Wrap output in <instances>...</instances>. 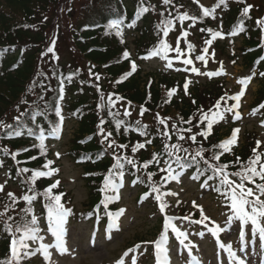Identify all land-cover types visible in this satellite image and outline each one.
Here are the masks:
<instances>
[{"label":"rangeland","instance_id":"rangeland-1","mask_svg":"<svg viewBox=\"0 0 264 264\" xmlns=\"http://www.w3.org/2000/svg\"><path fill=\"white\" fill-rule=\"evenodd\" d=\"M89 1L55 0L51 4L46 3L44 6L41 3L39 4L38 0H36L38 3L35 0L31 2V6L34 7L32 21L34 17L37 18V29L32 28L39 33L37 36L40 37V43L36 44L39 48L38 54L33 71L30 74V80L26 83V93L3 110V116L0 118V129L6 121L12 118L15 119L28 109L43 103L45 98L35 101L39 93L34 90L39 86L41 80H44L46 76H50L52 67L60 65L68 68L76 65L83 71L84 78H87L84 85L89 88L87 93L93 100L91 101L97 110L99 125L103 129L106 123H101L104 120L102 112L108 113L109 111L113 116L120 117L122 120H129L130 122L135 120L142 123L152 122L154 125H158L157 127L160 130L162 129L164 137L170 143L173 139H178L180 143L186 144L188 137L180 135V133L187 134L189 137L200 133L209 121L213 120L212 109L208 108L203 111L198 119L193 122L184 123L174 114H164L156 111L149 113L144 107L128 104L121 98L107 83L102 71L91 69L86 65L72 40L73 34L78 31L76 29L80 26L79 23L84 17L83 10L87 7L86 5L89 4ZM185 1L188 0H171L170 3L165 4L164 0H153L154 4L150 5H154V8L150 7L151 17H153L158 28L165 34L167 33L163 43H166L169 47L167 50H161L158 55L144 58L143 62H140L142 74H155L156 72L167 71L182 80L181 85L185 95L189 94L195 86L202 90L212 88L210 87L213 85L211 83L217 84L214 86L217 89L218 86L222 89V96L218 100V104H227V108H231L232 111H230L231 115H225V113L223 115L221 113L223 118L214 120L211 129H220L221 134L224 135L222 142L232 138L234 130L239 129V132L236 133V142L230 145V151L226 152L232 154L236 150H240L246 144L248 137H253L254 140L259 141L258 149L260 151L263 150L264 107H261V105H264V101L258 104L255 101L263 87V81L260 77L264 78V75H255L246 66L245 61L242 59L241 49L246 46L249 38L257 37L264 50V25L259 23V21H264V0H225L224 4H220L219 7L215 8V12L210 18L212 23L211 31L198 27L192 19H179L185 13H187L188 17H192L184 7ZM194 1L209 9L219 3V0ZM0 3L5 4L1 0ZM249 5L251 8L245 14L243 10ZM17 8L18 6H15V10ZM230 10L233 11L230 12ZM14 12V18L16 19L21 12ZM230 15L237 20L243 19L241 26L246 30L244 41L242 39L243 34L239 33L240 30H237L238 37L224 33V29H227V27L224 28L221 22L224 19H228ZM164 20H171L172 23L169 25L167 22L164 23ZM215 32H219L220 35L214 36L213 33ZM185 33L188 35L185 36ZM127 41L129 43L133 42V34L128 33ZM206 41H211V43ZM154 43L155 46H160L161 48L162 42L154 39ZM189 45H192V47L190 48ZM49 48H52L53 51L49 52ZM130 50L133 53L134 47H131ZM200 56H203L204 59L197 58ZM187 60H191L192 63H185ZM193 68L198 71H193ZM211 73L215 74L210 75ZM245 80H247V83H241V81ZM81 85L83 86V84ZM185 85H187V88H185ZM3 90L4 87L0 86V91ZM172 92L176 91L170 90L169 97H174ZM241 92H243V95L240 98L239 106L234 107L237 104L234 97ZM162 94L164 95V89H162ZM95 97L96 99L94 100ZM103 104H108V108H103ZM254 110L255 112L253 113L252 111ZM261 112L262 115H258ZM125 113H128V115ZM237 113L239 114V119L236 118ZM205 114H207V119ZM216 123L219 124L216 125ZM104 130L106 134L109 133L106 127ZM75 131L76 125L74 122L63 120L61 133L58 138L51 140L46 145L47 150L52 155L51 160L54 164V169L59 170L58 172H53L54 177H51V180L54 183L59 181L55 190L59 192L57 193L58 195H61V203L72 210L71 214L66 217L64 225L67 251L61 252L55 247V237L48 230L47 220L45 227L36 226L40 229L38 235L43 237V243L52 246L48 249L50 259H46L43 252H36L32 256L26 257V259L24 258L25 264H117L121 260H123L124 264H157L156 248L153 242L160 238L166 216L176 217L177 219L173 220L172 223L175 226L178 225L180 231L188 233V239L185 240V244L196 246L192 248L190 256L188 249L179 244V241L175 238V233L169 228L168 241L166 245L162 246V249L163 247L167 248V257L170 264H191L192 256L197 257L201 264H233V261L230 263L227 258L218 261L217 255L219 253L224 254L225 249L219 247L216 237L207 230L209 227H215L212 223L213 221L228 229V231H224L223 235L220 234L222 236L220 242L224 245L233 243L232 250L239 258L245 261V264H254V262L258 264L257 258L264 257V250L258 252V248L252 253H242L244 249L253 248L255 244L260 245L264 241L259 239L258 234L255 237L251 234L250 224L246 226L245 236L241 239L240 229L237 227L239 221L236 224L235 222L232 223L234 224L232 225L233 228L225 223L231 212L226 207L228 201L216 190L219 187V182L215 187L206 183L202 185L183 171L174 174L178 179L169 180L167 190L159 193L162 195L161 200H157L156 195L153 194L149 199H144L138 203L139 190L134 188L128 179H123L119 184H116L118 185L119 199L110 203L112 206L114 205L116 212L120 209L125 210L118 218L117 226H113L111 223L110 228H105L104 226L94 225L91 222H76L78 220L76 218H80L79 214L89 210L88 203L91 191L83 179L84 168L75 165L67 157ZM181 137L183 138L181 139ZM141 139L143 142L131 141V144H128V142L123 143L121 139H116L115 143H111L114 140L113 138H108L107 141L114 148H118L116 156L123 152V148L131 149L132 151L137 145L143 144L144 147L137 148L135 154L146 160L145 137ZM121 145H126L127 147H120ZM8 149L9 154L16 159L17 152L14 149ZM57 154L59 155L57 156ZM176 155L174 154L173 156ZM260 155L261 163H264V151ZM129 160L132 159L130 158ZM148 164L153 165L154 162L150 160ZM2 166H0V185H3V190L0 191V214H2L0 215V226L4 229L6 224H11L14 233L15 226L19 223H17V219L14 222L13 218L19 215V210L25 213L26 205L23 200V192L18 185L10 182ZM256 167L259 169V164ZM155 173L154 178L157 182L166 178V175L160 173V171L156 170ZM229 178L236 183L240 182L239 177L230 176ZM258 181L261 182L259 178ZM245 187H253V185L246 181ZM8 193L14 194L17 207L15 206L14 208L8 202L12 201ZM116 194L117 192L112 190V196ZM261 199L264 200V197H261ZM193 202L197 206H202L204 215L209 217V220L205 221L204 224L192 223V221L201 219L200 208L194 206ZM161 203L167 205L163 212L160 210ZM8 205L12 206L6 207ZM181 216H188L191 219L189 221H180ZM205 225H207V228ZM4 231L6 230L4 229ZM201 232L204 234L199 235ZM13 233H10L12 238ZM20 235L22 233H15L16 238ZM26 243L29 246L27 251H33L40 246L41 242L39 240H27ZM235 244L237 245L236 247L234 246ZM24 251L25 249H20L21 254ZM161 264H164L163 251H161Z\"/></svg>","mask_w":264,"mask_h":264},{"label":"trees","instance_id":"trees-1","mask_svg":"<svg viewBox=\"0 0 264 264\" xmlns=\"http://www.w3.org/2000/svg\"><path fill=\"white\" fill-rule=\"evenodd\" d=\"M1 1L6 5L0 3V86L4 87V90L0 91V118L6 107L26 93V83L30 80V74L38 54L39 48L36 44L40 43V37L37 36L39 33L33 30V28L37 29V18L34 17L32 21L34 7L31 6V2L33 0ZM53 1L55 0H38L39 4L41 3L43 6L46 3L51 4ZM151 4H154L153 0H90L83 10L84 17L76 29L78 31L73 34L72 40L86 65L91 69L102 71L107 83L128 104L142 106L149 113L156 111L174 114L184 123L193 122L206 109L215 110L218 100L222 96V89L219 86L218 89L214 86L217 84L211 83L213 84L210 86L212 88L202 90L195 86L189 94L185 95L182 90V82L166 71L145 75L142 74L139 67L136 72L133 71L134 61L140 59L141 55L151 47L154 39L160 41L164 36L163 31L158 28L151 17L150 7L154 8V5L150 6ZM15 6H18L17 10H15ZM184 7L189 15L195 17L192 19L195 25L207 30L211 29V15H203L201 4L194 0H188L185 1ZM141 8H147L148 11L142 12ZM13 10L21 12L16 19ZM232 11L230 10V12ZM114 20L121 21L124 27L133 26L135 58L129 52V44L125 37L121 38L116 34L117 29L112 30V27H109ZM239 20L230 15L228 19H224L223 26L230 27L234 23L235 27ZM263 51L257 37L249 38L246 46L241 49L242 59L246 66L251 68L259 60L261 61L259 70L264 71ZM125 52L129 53L127 58L124 56ZM50 73V76L41 80L39 86L34 90L39 93L35 101L45 98L43 103L28 109L15 119L6 121L0 129L2 169L6 171L12 184L18 185L22 192L25 191V194L36 196L39 199L36 198L39 204H42L41 198L47 200L43 193L45 188L50 186V181L41 180L38 177L33 184L30 177L33 175L32 170H43L44 165L51 161L52 156L45 147L44 152L41 151L36 136H39L41 132L44 137L49 138L53 135L52 129L57 127L60 119V115L57 114L60 106L66 119L76 125L67 157L75 165L84 168L83 179L91 191L88 203V208L91 209L85 212L84 216L87 213L89 215L93 213L99 195L108 196L109 191L105 192L101 189L104 188V179L109 170L112 169L114 173L112 179L115 181H118L120 177L115 174L118 169L113 167L116 163L118 148L109 147L108 138H113V141L121 139L123 143L131 144V141L143 142L141 138L145 137L146 160L140 155L137 156L133 150L126 148H123V152L119 155L120 163L123 164V168L119 171L122 170L124 176L131 181L139 180L138 187L141 195L158 193L157 195L162 196L159 193L167 190V181L166 178L160 182L155 181V172L157 170L163 174L168 173L169 165L171 168L186 169L187 173L194 175L200 182L208 179L214 183L215 179L218 182L220 179L219 175L209 179L213 176L214 167L226 164L228 173L238 172L242 170V165H246L249 159L254 157V149L259 154L264 151V148L261 151L258 149L257 141L253 137H248L246 144L240 150L229 154L218 147L224 138L220 129L214 128L209 132L208 124L200 133L195 134V141L191 139L192 136L180 133V135L188 137L187 143H180L178 139H173L170 143L164 137L162 129L157 127L158 125H154L152 122L122 120L120 117L113 116L109 111L108 113L102 112L103 122L106 123L104 129L106 127L111 133V136L104 139V136L100 134L102 126L99 125L97 110L87 93L89 88L84 85L87 78H84L80 67L73 65L64 68L56 65L52 67ZM261 80L263 87L259 91L256 104L264 101V78L261 77ZM62 87L64 89L63 97L60 96ZM162 89H164V95ZM172 89L176 92H172L174 97H169V92ZM108 106V104H103V108H108ZM117 122H119V126H117ZM29 130H31V134ZM16 131L21 132L20 137H15L13 133ZM204 132H208L206 137L201 135ZM104 135L107 134L104 132ZM173 146H178V148H173ZM8 148L17 152L16 159L9 154V151L4 152V149ZM201 150L202 154L197 156L196 153ZM174 154L177 155L173 156ZM128 156L134 164L128 163L129 159H125ZM215 156H219V159H215ZM237 158H239V163H237ZM150 160L154 162L153 165L148 164ZM145 164H147V168L144 167ZM166 165H168L167 168ZM24 168L29 171L21 172L20 170ZM162 169L165 170L162 171ZM149 173H154L151 179L148 178ZM256 183H259L258 178H256ZM153 186L158 191H153ZM29 189H34V191ZM53 191L59 193L56 190ZM218 193L221 194V192ZM8 202L13 205V201ZM24 204L26 209L34 208L29 203ZM15 206L14 204L13 207L15 208ZM13 219L14 222L17 219V223L20 224L30 221L31 218L29 212L22 213L19 210V215ZM4 229L0 226V261L10 259L11 256L12 236Z\"/></svg>","mask_w":264,"mask_h":264},{"label":"snow or ice","instance_id":"snow-or-ice-1","mask_svg":"<svg viewBox=\"0 0 264 264\" xmlns=\"http://www.w3.org/2000/svg\"><path fill=\"white\" fill-rule=\"evenodd\" d=\"M171 0H164L165 4L170 3ZM225 0H219V3L215 5L212 9L206 8L202 6V12L204 16H209L215 12V8L219 7L220 4H224ZM251 6H247L244 8V13L247 14L250 10ZM142 12L148 11L147 8H141ZM179 19L184 20V19H195V17H188L187 13L184 15L180 16ZM172 21L169 20L167 21V24H171ZM260 24L264 25V21H259ZM121 21L119 20H114L111 22L109 27L116 28L117 29V35H121L119 31ZM131 26V25H130ZM211 31V30H209ZM188 34L185 33V36ZM214 36H219V32L213 33ZM207 43H211V41H206ZM168 45L166 43H161V48L160 49H154L151 53V55H158L161 50H167ZM191 48L192 45H189ZM49 52H52L53 49L49 48ZM179 51V49H177ZM124 56L127 58L129 56L128 52L124 53ZM198 59L203 60L204 57L200 56L197 57ZM185 63L191 64V60L185 61ZM136 65L133 63L132 68L135 69ZM193 71H198L197 69L193 68ZM215 73H211L210 75H214ZM241 83H247V80L241 81ZM185 88H187V85H185ZM174 91V90H173ZM243 95V92L237 94L234 99L237 101V104L234 107L239 106V101L241 96ZM216 107H219V104L216 105ZM261 107H264V105H261ZM225 111H232L231 108H226ZM255 112V110H254ZM57 114H59V111H57ZM128 115V113H125ZM205 118L207 119V114H205ZM222 119L223 116L221 113H216L215 116L213 117V120H210L208 123V131L210 132L212 128V123L214 122L215 119ZM236 118L239 119V114H236ZM103 123V120L101 121ZM163 123V121H161ZM117 126H119V122H117ZM59 131V126L56 128L52 129V134L55 135L56 132ZM31 134V130H29ZM239 132V129H235L233 132L232 138L225 140L218 145L219 148L224 149V151H230L229 146L234 144L236 142V133ZM16 136L21 135L20 131H16L14 133ZM100 134L104 136V139H107L108 136H111V133H108L107 135H104V129L101 127L100 128ZM201 135H204L205 137L208 135V132L201 133ZM183 137H181L182 139ZM44 135L43 132L40 134V149L42 152H44ZM191 139L195 141V136H192ZM111 143H115V141H112ZM111 143L109 144V147H111ZM150 143V141H149ZM260 142L257 141V147H259ZM120 147H127L126 145H121ZM144 147L143 144L137 145V147L133 148V151L135 152L137 148H142ZM173 148H178V146H173ZM27 151V149H25ZM184 151H187V149H184ZM4 152L7 153L8 149H4ZM254 152V157L250 158L249 161L247 162L246 165H242V170L234 173H228L226 169L228 168V165L222 164L219 166H216L213 168V176L209 177V179L215 178L217 175H219V187L216 189L218 192H221V195L224 196L225 200L228 201L226 207H228L229 211L231 212V215L228 216V219L226 220V224L231 225L232 223L239 221L241 225V230H240V238L243 239L245 236V226L251 225V234L253 236L257 235L259 236V239L264 241V200L261 199L262 196H264V163H261V155L259 153H256V150H253ZM202 154V150L198 151L196 153L197 156ZM59 154H57L58 156ZM215 159H219V156H215ZM35 159V157H33ZM127 159V157H125ZM193 160H195V157H193ZM177 161H179V158H177ZM52 161H48L46 165H44L45 168L48 167V165L52 164ZM128 163H133L132 160H128ZM237 163H239V158H237ZM259 164V169H257V165ZM0 166H2V162H0ZM114 168L118 169V171L115 173L116 175H119L121 178H123L124 173L123 171H119V169L123 168V164L120 163V157H116V163L113 165ZM145 168H147V164L144 165ZM165 169H162L164 171ZM170 172L171 178L172 179H178V177L172 172L174 170L171 169V165H169V168L167 169ZM21 172H28L29 169L24 168L20 170ZM33 175L30 177L31 181L33 184H35V181L38 177L42 176H49L53 172H58V169H49V171L44 172V171H39V170H32ZM114 175L112 169L109 170L108 175L104 179V188L101 189V191H108L110 188L117 192L116 195L113 196H105L104 200L102 203L104 204L105 207L107 205L115 200L119 199L118 195V185L114 183L112 180V176ZM154 175V173H149L148 178L151 179V177ZM230 176H236L240 178V182L236 183L235 181L231 180L229 177ZM256 178H259L261 182L256 183ZM195 179V177H193ZM245 181L251 183L253 187H245ZM59 184V181L56 183L52 184L49 188H47L43 195L47 199V204L45 207L47 208V217H48V230L52 233V235L55 237V247L58 248L61 252L67 251L66 248V240H65V222H66V217L71 214V209L66 208L63 203H61V195H54L52 194V189L56 188ZM255 188V192H254ZM3 190V185H0V191ZM30 191H34V189H29ZM153 191H158V189L153 186ZM9 197L13 201V205L16 202V198L13 193H8ZM147 195H145L144 198H147ZM36 199V196H29L25 195L23 196V200L27 201L29 204H31L34 200ZM157 200H161V196L157 195L156 196ZM194 206L200 208V213H201V219L192 221V223L195 224H204L205 221L209 220V217L204 215L203 208L202 206H197L195 205V202H193ZM12 205H8L6 207H11ZM167 207L165 203L160 204V210L163 212L164 209ZM32 209H24V212H31ZM125 210L120 209L118 212H108L107 215L110 218V221L113 226H117L116 222L118 221V218L123 214ZM2 215V214H0ZM11 219V218H9ZM177 219L176 217H171V216H166L165 217V223H164V229L163 232L160 236V238L153 242L155 244L156 248V259H157V264H161V251L164 253V264H170V261L167 257V248L163 247V245H166L168 241V230L171 228L172 232L175 233V238L179 241L180 245H183L185 248L188 249L189 255L191 256V251L192 248L196 247L195 245L192 244H185V240L188 239V233L180 231L175 224L172 223L173 220ZM184 220H190L191 218L188 216L183 217ZM215 227L213 228H207V225L205 227L211 234L216 237L219 247L221 249H226L229 255V259L233 261V264H245V261L242 258H239L237 254L232 250V245H227L225 246L222 242L219 240L220 233L224 231H228V229L221 227V225L216 224L215 221L212 222ZM38 224L37 217L33 214L31 217L30 221L23 222L20 224H17L15 226V232L13 233V226L11 224H6L5 225V230L13 233V238L11 240V246H10V253L11 257L10 259H6L4 261H0V264H19V261L23 257H30L34 255L36 252H43L45 255L46 259H50V254L48 252V249L52 247L49 244L43 243V237L39 236L38 233L40 232V229L36 226ZM15 233H22L20 235L19 239L16 238ZM204 233L201 232L199 235H203ZM27 240H33L37 241L39 240L40 246L33 250V251H27L28 249V244L26 243ZM25 249L23 254H21L20 249ZM117 264H124L123 260L118 261ZM191 264H201L200 260L192 256L191 257Z\"/></svg>","mask_w":264,"mask_h":264}]
</instances>
